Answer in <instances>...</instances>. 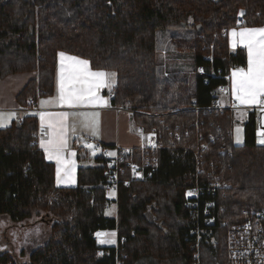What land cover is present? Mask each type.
I'll use <instances>...</instances> for the list:
<instances>
[{
  "label": "trees",
  "instance_id": "16d2710c",
  "mask_svg": "<svg viewBox=\"0 0 264 264\" xmlns=\"http://www.w3.org/2000/svg\"><path fill=\"white\" fill-rule=\"evenodd\" d=\"M239 19L264 25V0H0V78L35 73L16 95L20 107L53 93L62 51L113 71L104 92L111 104L154 135L152 147L118 154L117 214L107 217L102 154L97 165L79 166L75 187H57L54 165L37 145L36 117L0 128V215L36 216L33 224L50 226L27 262L0 252V264H225L230 225L264 218L255 215L264 212L255 113L235 145L232 114L214 94L231 68L246 65L245 49L231 51L226 35ZM177 50L193 53L194 89L157 61L158 52ZM88 155L79 150L78 158ZM144 159L155 162L150 176L126 183L129 164ZM98 230H116L117 245L99 247Z\"/></svg>",
  "mask_w": 264,
  "mask_h": 264
},
{
  "label": "crops",
  "instance_id": "0c3cea01",
  "mask_svg": "<svg viewBox=\"0 0 264 264\" xmlns=\"http://www.w3.org/2000/svg\"><path fill=\"white\" fill-rule=\"evenodd\" d=\"M264 28L262 26H242L236 25L234 27H230L226 31L228 46L231 51H234L236 48L241 47L244 48L247 55V62L244 67H233L230 69L228 75L226 76L227 83L218 87L220 91L219 97L216 99V104L220 108L229 109L233 117L236 114L240 115L241 122L244 123L247 120L249 112H254L256 115L264 116V105H241L238 101H236L235 96L233 94V72L236 69L243 68L247 70L248 66V49L246 45L241 42L240 37H233L232 33L235 30L237 33L243 31L244 29H260ZM235 40V46H233V42ZM57 53V66H56V74H55V88L52 94L50 95H40L37 97L35 105L32 108H22L18 105L16 101L17 93L24 87L26 82L35 76V73L31 72H22L9 74L4 78H0V112L4 113H14L12 116L10 123L6 126L0 127L5 128L10 126L13 122H19L22 117L26 114H32L36 117L38 123L37 129V145L42 150L45 159L54 165L55 171V186L61 188H72L77 185V171L79 166H95L97 162L95 161V157L99 154L97 152L93 157L90 155L86 157L78 158L79 150H87V140L89 138L101 142L106 149L105 158L110 161L113 160L117 154V151H130L134 148L143 149L153 146V141L149 139L151 133H145L141 128L134 125L131 118V111L125 107H117L113 106L110 101L109 94H105V90H110L114 83H111L110 87H101L98 90V96L101 98L99 101L94 103L85 102L83 104L68 106L67 104H61L58 101L59 95V74H60V56ZM65 53V52H63ZM67 56L77 57L81 60H86L84 58L65 53ZM66 65L69 62H65ZM91 71H104L106 73H114L113 71H107L102 69H92L89 65ZM223 94H225L223 96ZM222 96V97H221ZM52 100V103L49 104H41V101ZM70 113L68 120L65 123L64 127V139L66 140L67 147L60 154L61 162L58 164L56 159H48V153L45 151V148L41 147V140H44L45 143L52 138L53 129L49 128V123H56V114L59 113ZM40 113H45V121L42 125L40 119ZM47 114H52L51 116ZM233 124V123H232ZM232 131V130H231ZM233 134V133H232ZM244 140V139H243ZM109 153H114L113 155H109ZM60 169L59 181L57 176V169ZM108 189H112L114 191V197L110 201L113 202V209L109 214L105 213L104 215L107 217H116L117 214V189L115 188H106V194ZM109 203L107 206H109ZM107 208V207H106ZM105 208V209H106ZM32 229H37V226L34 225ZM97 233H102L105 235L97 236ZM115 233L114 236H110L108 234ZM38 231H29L25 235V237L29 238L32 235H37ZM39 235V234H38ZM37 235V236H38ZM94 239L96 243L99 239H112L114 243H97L99 247H112L116 246L117 232L116 230H98L94 232ZM147 264H154L155 261L149 260L145 262Z\"/></svg>",
  "mask_w": 264,
  "mask_h": 264
},
{
  "label": "snow or ice",
  "instance_id": "6c2138e0",
  "mask_svg": "<svg viewBox=\"0 0 264 264\" xmlns=\"http://www.w3.org/2000/svg\"><path fill=\"white\" fill-rule=\"evenodd\" d=\"M233 37L239 36L248 49L247 70L239 68L233 72V94L236 101L241 105H264V28L244 29L237 33L233 30ZM235 46V40L233 42ZM60 56V74H59V95L58 101L61 104L75 106L85 102L94 103L101 98L98 96V90L101 87H110L114 80L115 73H106L104 71H91L89 61L81 60L77 57L67 56L65 53H59ZM69 62L67 65L65 62ZM52 100L41 101V104L52 103ZM14 113L0 112V127L10 123ZM41 123L45 121V113H40ZM51 116L52 114H47ZM70 113L64 112L56 114V123H49V128L53 129L52 138L47 143L41 140V147L48 153V159H56L61 162V153L67 147L64 139V127ZM239 132V129L237 130ZM264 137V131L259 133ZM264 143V139L260 140ZM114 153H109L113 155ZM60 169H57L58 182ZM105 234L97 233V236ZM114 236L115 233L108 234ZM100 243H114L112 239H101Z\"/></svg>",
  "mask_w": 264,
  "mask_h": 264
},
{
  "label": "rangeland",
  "instance_id": "374dc122",
  "mask_svg": "<svg viewBox=\"0 0 264 264\" xmlns=\"http://www.w3.org/2000/svg\"><path fill=\"white\" fill-rule=\"evenodd\" d=\"M242 10L239 11L238 16L242 14ZM157 61L163 66L166 72L168 71H180L186 75L189 82V87L191 89L195 88V76L197 74L193 53L191 50L184 51H161L157 54ZM201 71V70H200ZM218 88L214 89V94L220 98ZM225 94H223L224 96ZM222 97V96H221ZM232 133H233V143L235 145H241L243 143L244 135H243V123L241 122V118L239 114H236L232 120ZM263 126H264V116H263ZM239 129V132L237 131ZM264 131L262 128L256 129V142L258 144L264 145V143H260L261 137L259 133ZM88 146V145H87ZM88 152L91 157H93L97 151H94L90 146H88ZM106 196L108 198L114 197V191L112 189H108ZM113 202L110 201L109 206L105 209V213L109 214L112 210H114ZM41 219V217H39ZM38 217L32 216L31 218L14 222L6 215H0V252H9L17 257L21 258L22 261L27 262L29 253L35 247H38L44 244L50 236V226L45 224L44 222H37L33 224ZM37 226V229H32ZM38 231L37 235H32V237H25L26 233L29 231ZM106 239V238H105ZM98 240V244L100 243ZM101 244V243H100ZM101 253V252H99ZM154 264H179L178 262H161Z\"/></svg>",
  "mask_w": 264,
  "mask_h": 264
},
{
  "label": "built area",
  "instance_id": "2783aa9c",
  "mask_svg": "<svg viewBox=\"0 0 264 264\" xmlns=\"http://www.w3.org/2000/svg\"><path fill=\"white\" fill-rule=\"evenodd\" d=\"M241 20H237V25H241ZM112 96V93H109ZM255 123L261 127L263 120L261 115L255 117ZM151 141L154 140V135L151 133L149 136ZM87 145L94 151L100 152L102 156H106V149L101 142L95 141L91 138L87 140ZM117 151L115 158L108 161V167L104 174L106 182L104 186L106 188H115L120 182L118 176L122 170L118 167L119 157ZM155 167V162L142 160L141 163L132 162L129 164V177L126 183L132 180H143L150 176L151 171ZM198 188L192 192L197 194ZM253 213V212H252ZM254 214V213H253ZM257 216H263L261 213H256ZM249 219L245 222H235L230 225L226 234V260L225 264H264V218ZM118 264V263H116Z\"/></svg>",
  "mask_w": 264,
  "mask_h": 264
}]
</instances>
